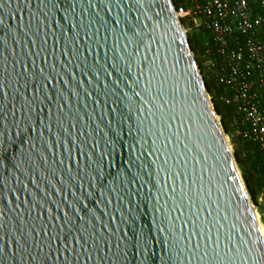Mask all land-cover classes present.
Wrapping results in <instances>:
<instances>
[{
  "label": "water",
  "instance_id": "95a60500",
  "mask_svg": "<svg viewBox=\"0 0 264 264\" xmlns=\"http://www.w3.org/2000/svg\"><path fill=\"white\" fill-rule=\"evenodd\" d=\"M254 212L172 0H0V264H264Z\"/></svg>",
  "mask_w": 264,
  "mask_h": 264
},
{
  "label": "built area",
  "instance_id": "2783aa9c",
  "mask_svg": "<svg viewBox=\"0 0 264 264\" xmlns=\"http://www.w3.org/2000/svg\"><path fill=\"white\" fill-rule=\"evenodd\" d=\"M175 14L209 39L203 70L223 86L220 99L234 104V134L256 143L264 172V0H183Z\"/></svg>",
  "mask_w": 264,
  "mask_h": 264
},
{
  "label": "trees",
  "instance_id": "16d2710c",
  "mask_svg": "<svg viewBox=\"0 0 264 264\" xmlns=\"http://www.w3.org/2000/svg\"><path fill=\"white\" fill-rule=\"evenodd\" d=\"M172 2L175 7L183 5V0H172ZM187 39L195 56L196 63L199 69H201L206 89L211 96L214 110L219 116L223 131L227 134L230 133L233 145V157L240 170L250 200L258 207L259 212L262 213L264 206L260 205L257 199L261 194L264 197V172L256 168L261 162L258 147L254 141L245 140L234 134L233 130L236 127L234 124L235 106L232 102L227 104L220 99L223 93V86L214 79L209 78L203 70L200 54L203 52L204 45L209 39L204 34L198 32H194ZM231 123H233L232 126ZM262 223L264 224V218H262Z\"/></svg>",
  "mask_w": 264,
  "mask_h": 264
},
{
  "label": "rangeland",
  "instance_id": "374dc122",
  "mask_svg": "<svg viewBox=\"0 0 264 264\" xmlns=\"http://www.w3.org/2000/svg\"><path fill=\"white\" fill-rule=\"evenodd\" d=\"M183 25V30H184V33H185V35H186V37H188V36H190L191 34H193L195 31H194V29H187V26H186V24H182ZM196 33V32H195ZM194 55V54H193ZM195 57V56H194ZM202 74V73H201ZM204 80V79H203ZM209 97L211 98V96H210V94H209ZM233 125V123H231V126ZM225 133V132H224ZM225 136H226V139H227V142H228V144H229V147H230V149H231V152L233 153V145H232V143H231V136H230V133L229 134H227V133H225ZM250 198V197H249ZM258 203L260 204V205H262V206H264V197L262 196L261 198H259L258 197ZM250 202H251V205H252V207H253V210L255 211V213H257L258 214V216H259V214L261 213V212H259V210H258V207L256 206V205H254L253 203H252V201L250 200ZM260 221H261V223H262V220L260 219ZM262 225H264L263 223H262Z\"/></svg>",
  "mask_w": 264,
  "mask_h": 264
},
{
  "label": "bare ground",
  "instance_id": "6f19581e",
  "mask_svg": "<svg viewBox=\"0 0 264 264\" xmlns=\"http://www.w3.org/2000/svg\"><path fill=\"white\" fill-rule=\"evenodd\" d=\"M254 215H255L256 221H257V223H258V225H259V228H260V230H261V232H262V234H263V237H264V229H263V225H262V223H261V221H260V219H259V216H258V214L255 213V212H254Z\"/></svg>",
  "mask_w": 264,
  "mask_h": 264
}]
</instances>
